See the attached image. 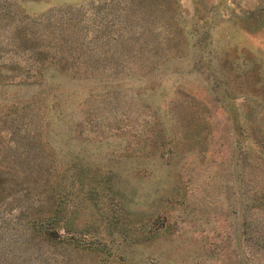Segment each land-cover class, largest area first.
<instances>
[{
  "label": "rangeland",
  "instance_id": "1",
  "mask_svg": "<svg viewBox=\"0 0 264 264\" xmlns=\"http://www.w3.org/2000/svg\"><path fill=\"white\" fill-rule=\"evenodd\" d=\"M17 2L0 243L29 240L58 190L80 249L49 264H264V0Z\"/></svg>",
  "mask_w": 264,
  "mask_h": 264
},
{
  "label": "trees",
  "instance_id": "2",
  "mask_svg": "<svg viewBox=\"0 0 264 264\" xmlns=\"http://www.w3.org/2000/svg\"><path fill=\"white\" fill-rule=\"evenodd\" d=\"M14 1L17 2L19 0ZM3 8L0 10V14L3 10L9 12L8 5ZM13 13L14 15L18 14L16 11ZM25 37L29 39L28 35ZM54 196L52 210L35 217L27 229L21 231L22 235L30 237L29 240L19 242L10 239L5 243H0V255H2L0 256V264H49L51 257L46 249L52 246H66L70 247L74 252L79 251L80 248L78 242L75 241L76 239L65 240L63 237L62 232L64 230L66 232V229H63L60 224V218L63 213V209L59 203L60 191L57 190ZM89 251L92 250L90 249Z\"/></svg>",
  "mask_w": 264,
  "mask_h": 264
}]
</instances>
